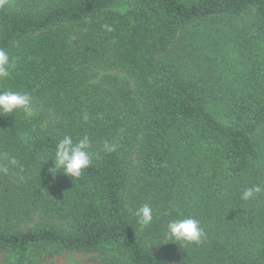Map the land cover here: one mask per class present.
Here are the masks:
<instances>
[{
    "label": "trees",
    "instance_id": "1",
    "mask_svg": "<svg viewBox=\"0 0 264 264\" xmlns=\"http://www.w3.org/2000/svg\"><path fill=\"white\" fill-rule=\"evenodd\" d=\"M0 48L34 111L0 116L2 264H264V191L240 198L264 188V0H7ZM84 135L92 165L53 179ZM188 216L203 241L166 240Z\"/></svg>",
    "mask_w": 264,
    "mask_h": 264
},
{
    "label": "clouds",
    "instance_id": "2",
    "mask_svg": "<svg viewBox=\"0 0 264 264\" xmlns=\"http://www.w3.org/2000/svg\"><path fill=\"white\" fill-rule=\"evenodd\" d=\"M7 4V0H0V8ZM107 31H112L108 25H102ZM14 63L8 51L0 48V80L10 77ZM15 112H20L26 118L34 115L32 108V97L27 92H20L13 89L0 90V116H7ZM87 121V116H84ZM91 141L87 135L82 136L74 142L71 136H64L58 140L54 149L52 167L48 168V174L55 179L56 176L63 175L71 180L79 179L84 171L93 163V155L89 151ZM109 148L108 151H113ZM15 163V161H12ZM264 191L260 185H253L245 188L241 193V199L249 201L257 194ZM136 224L139 228H147L153 221V209L150 205L144 204L135 213ZM206 233L198 219L188 216L171 219L164 226V237L168 241H173L181 246L199 245L205 238Z\"/></svg>",
    "mask_w": 264,
    "mask_h": 264
},
{
    "label": "rangeland",
    "instance_id": "3",
    "mask_svg": "<svg viewBox=\"0 0 264 264\" xmlns=\"http://www.w3.org/2000/svg\"><path fill=\"white\" fill-rule=\"evenodd\" d=\"M198 46L201 48V51L204 53V55H209L210 59H213L216 53L212 55V53L209 51L208 47H206L203 43V41L198 42ZM215 60V59H213ZM219 63V62H218ZM4 261V257H0V264H2ZM45 262L47 263H53V264H92L90 261V256L88 255H82L79 253H73V252H63L55 256L47 257L45 259Z\"/></svg>",
    "mask_w": 264,
    "mask_h": 264
}]
</instances>
